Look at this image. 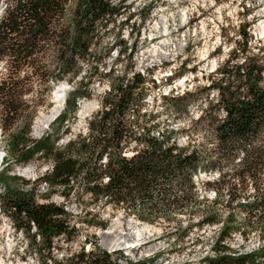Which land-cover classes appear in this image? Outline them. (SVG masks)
<instances>
[{
	"label": "clouds",
	"instance_id": "clouds-1",
	"mask_svg": "<svg viewBox=\"0 0 264 264\" xmlns=\"http://www.w3.org/2000/svg\"><path fill=\"white\" fill-rule=\"evenodd\" d=\"M0 264H264V0H0Z\"/></svg>",
	"mask_w": 264,
	"mask_h": 264
}]
</instances>
